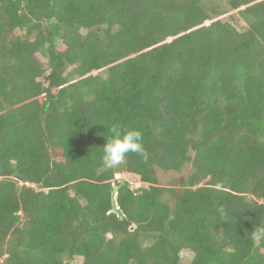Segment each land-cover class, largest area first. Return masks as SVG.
Instances as JSON below:
<instances>
[{
    "label": "trees",
    "instance_id": "obj_1",
    "mask_svg": "<svg viewBox=\"0 0 264 264\" xmlns=\"http://www.w3.org/2000/svg\"><path fill=\"white\" fill-rule=\"evenodd\" d=\"M258 228L264 0H0V264H264Z\"/></svg>",
    "mask_w": 264,
    "mask_h": 264
},
{
    "label": "clouds",
    "instance_id": "obj_2",
    "mask_svg": "<svg viewBox=\"0 0 264 264\" xmlns=\"http://www.w3.org/2000/svg\"><path fill=\"white\" fill-rule=\"evenodd\" d=\"M143 134L137 129H128L121 132L117 128H112V137L106 140L102 148V163L108 168H114L124 163L129 153L148 158L147 151L143 146ZM115 186V185H114ZM254 241L264 240V228H258L252 233Z\"/></svg>",
    "mask_w": 264,
    "mask_h": 264
},
{
    "label": "rangeland",
    "instance_id": "obj_3",
    "mask_svg": "<svg viewBox=\"0 0 264 264\" xmlns=\"http://www.w3.org/2000/svg\"><path fill=\"white\" fill-rule=\"evenodd\" d=\"M224 2V0H219ZM190 169V164H186L181 171H163L158 169L157 170V178L158 183L163 186H167L170 184L171 181L178 179V178H184L186 177L188 171ZM116 181L125 180L129 183L130 187L137 188L140 185L145 186V183H142L139 181L138 177L133 174L128 173H117L115 175ZM115 187V186H114ZM181 261H188L191 257V253L187 250H183L180 254ZM81 263V257H76L74 260L71 261V264H80Z\"/></svg>",
    "mask_w": 264,
    "mask_h": 264
},
{
    "label": "water",
    "instance_id": "obj_4",
    "mask_svg": "<svg viewBox=\"0 0 264 264\" xmlns=\"http://www.w3.org/2000/svg\"><path fill=\"white\" fill-rule=\"evenodd\" d=\"M113 212H115L118 216H121L122 215V212H121V210H120L119 205H118L117 202H115V206L113 208ZM130 228L132 229V227H130Z\"/></svg>",
    "mask_w": 264,
    "mask_h": 264
}]
</instances>
